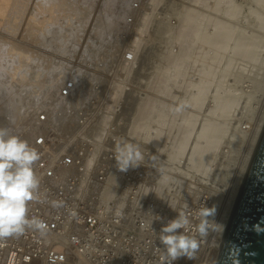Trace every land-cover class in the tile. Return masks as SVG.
Returning <instances> with one entry per match:
<instances>
[{
	"label": "rangeland",
	"instance_id": "1",
	"mask_svg": "<svg viewBox=\"0 0 264 264\" xmlns=\"http://www.w3.org/2000/svg\"><path fill=\"white\" fill-rule=\"evenodd\" d=\"M66 1L76 11L72 17L55 13L56 22L71 18L68 25H60L57 30L63 31L57 35L56 25L51 22L50 34L41 33L35 37L39 41L34 38L25 43L36 52V60L42 56L50 61L48 69L37 63L33 72L39 68L37 74L42 73L38 78L45 74L48 82L25 87L27 92L20 83L10 88L14 87L10 86L8 74L12 68L10 64L4 67L8 63L1 61L3 73L7 71L9 76L0 78L1 87L11 89L9 96L6 91L2 93L8 99L15 96L20 106L26 103L31 108L36 104L35 94L59 89L79 72L81 87L77 85L73 91L89 82L94 84V89L79 95L103 100L90 107L93 113L112 114L109 127L142 130L154 124L155 134H126L122 139L138 143L145 154L143 164L134 171H138L143 192L157 195L155 210L160 215H171L215 207V216L209 222L210 229H216L220 209L264 108V90L257 92L264 83V0H158L160 3L151 16H145L141 27L128 24L132 0ZM34 2L27 0L14 34L5 33L3 24H9L10 18H3L5 23L1 19V41L3 37L22 39L19 32L23 28V34ZM22 18H26L25 22ZM20 23L24 26L20 27ZM95 32L103 35L98 37ZM129 48L138 49L136 61L121 62ZM22 73L26 71L21 67L16 70L19 78ZM55 77V83L50 82ZM3 94L0 108L7 99ZM182 101L190 106L174 114L171 108ZM6 111L9 109H0V128L7 126ZM44 111L36 112L38 118ZM8 130L15 135L19 131ZM161 167L169 177L167 183L162 182L157 170Z\"/></svg>",
	"mask_w": 264,
	"mask_h": 264
},
{
	"label": "built area",
	"instance_id": "2",
	"mask_svg": "<svg viewBox=\"0 0 264 264\" xmlns=\"http://www.w3.org/2000/svg\"><path fill=\"white\" fill-rule=\"evenodd\" d=\"M158 3L132 0L128 24L141 27ZM138 53V49L125 50L121 62L133 63ZM92 85L89 82L71 95L75 81H65L57 94H48L55 109L62 108L56 113L58 121L46 122L49 115L44 111L39 120L45 124L34 138L31 133L21 136L41 156L34 172L43 202H30L28 215L46 221L49 232L40 236L29 230L19 238L0 241V264H162L160 230L178 213L160 215L155 210L158 197L143 192L138 171H118L113 158L114 141L126 134H155L154 124L142 130L109 127L112 114L93 113L90 107L103 100L79 95L94 89ZM53 201L64 206L54 208ZM185 212L193 225L190 234H195L197 212ZM217 229L200 238L195 259L180 258L174 264H216L220 253Z\"/></svg>",
	"mask_w": 264,
	"mask_h": 264
},
{
	"label": "clouds",
	"instance_id": "3",
	"mask_svg": "<svg viewBox=\"0 0 264 264\" xmlns=\"http://www.w3.org/2000/svg\"><path fill=\"white\" fill-rule=\"evenodd\" d=\"M189 106L187 101H182L173 106L171 111L180 114ZM113 158L117 170L127 172L141 166L145 154L138 143L120 139L114 141ZM40 159V153L26 140L7 128H0V241L19 238L29 230L40 236H46L49 232L46 221L28 215L30 202H43L39 191L40 180L34 172V166ZM151 159L155 161L156 157L152 156ZM157 170L162 175V182L167 183L169 177L164 175V168ZM63 206L62 202H52L54 208ZM215 212V207L200 208L196 213L198 223L194 226L195 234H190L193 225L185 211L168 220L159 235V242L163 245L162 264H174L180 258L195 259L200 238L208 235L212 227L209 218L214 217ZM254 230L262 232L264 228L258 223L254 225Z\"/></svg>",
	"mask_w": 264,
	"mask_h": 264
},
{
	"label": "bare ground",
	"instance_id": "4",
	"mask_svg": "<svg viewBox=\"0 0 264 264\" xmlns=\"http://www.w3.org/2000/svg\"><path fill=\"white\" fill-rule=\"evenodd\" d=\"M26 2H27V0H0V23H1L2 20L4 21V23L7 21V20L5 21V19H3V18H5V17H6V19L10 18V20L8 21L9 24H7V23L6 24H3L5 27L2 25V23L0 24V25H2V28L3 27H4V29L6 28V32L5 33L9 34L8 33L9 31L12 34L15 33V28L17 27L16 26L17 21H18V19L21 16H23V14L26 11V8H27V3ZM31 4L32 5L34 4V5L33 6H30V8H32V10H30L31 12H29L28 18L26 17L27 20H26V18L25 19L22 18V19H24V21L22 20L23 22H25V20H26V22H25L26 28L24 29L23 34L21 32V30L23 28H21L20 32L18 31L19 33H21V35H22L21 38L22 39L20 41H16V40L12 39V37H11V40H9V39L8 40H4V37H3L2 38L3 41L0 40L1 41L0 42V78H2V77L5 78L6 76H8V75H6L7 74V71H5V73H3V71H2L3 67L1 68V64H2L1 61H3L6 64L8 63L7 66H4V67H8V65L10 64V66H11L10 68H12L11 70L10 69L8 70V74L10 73L9 75H10V79H11L9 81V83L11 82L10 83V86L11 85L14 86V84L17 85V84L20 83L22 85V88L24 90H26L31 85H32V87H34L33 85L35 83L36 84L39 83L40 86H42L41 84L43 82H48L47 81L48 79L45 77V74H43V77L40 76L41 77L40 79L38 78L39 74L42 73V72H39L38 71L39 73L37 74V70H39V68L37 70L35 69L36 70V72H35L36 74L33 73L34 72V66H35V64H37V63L38 64H43L44 65V68H46V69H48V67L50 65V61H48L46 59L44 60L42 58V56H41V58L44 61H42L41 58H39V57L38 58L40 60L38 58L36 60V52L34 53V51H32L31 48L28 47V45L25 44V43H28L26 41L27 40H32L36 36H40L41 33L50 34V32L52 30H49L48 25H50L51 22H53L52 24H55L56 25L55 32L61 27L60 25H63L64 24L66 26V25H68L70 23L71 18L70 19H67V20L65 19L66 21L64 23H62L63 21H61V20H60L61 22H59V21L56 22L55 21V18L57 17V15H56L57 13H60L61 12L62 14L64 13L63 15H67L68 17L69 16L72 17L73 16L72 14L76 11L75 6H73V4L69 3V1H66V0H35V2L34 3H31ZM27 12H28V9H27ZM67 16H66V18H67ZM61 19H63V16H62ZM22 25L20 23V27H22ZM64 25H63V27H64ZM50 27H51V25H50ZM53 28H54V25H53V27L51 29H53ZM119 28H120V26H119ZM61 30L63 31L62 28H61ZM61 30H59V33L61 32ZM64 30L67 31L68 28L65 27ZM57 33H58V31H57ZM59 33L57 35H59ZM64 33H65V31H64ZM61 34L62 35H65L63 33H61ZM95 34L98 37L100 35H103V34H98L97 32H95ZM65 36H67V35H65ZM7 37L8 36H6V39H7ZM115 38H114V40H115ZM35 39H37V38H35ZM62 39H65V38H62ZM40 42H41V40H40ZM42 43H43V41H42ZM39 49H40V47H39ZM72 56H73V54H72ZM61 65H63V64H61ZM63 66H65V65H63ZM20 67L24 71H26V73H22L21 74V78H19V76L16 75V70L18 68H20ZM66 68H68V67H66ZM61 71L64 72L63 69H61ZM66 72H68V71H66ZM66 72H64V73H66ZM78 73L73 74L74 75V76L72 75L73 78H70V79H72V80L75 81V86L73 88L74 90H75V87L77 85H79L80 82H81V81L78 80V77H79ZM47 74L50 75L49 73H47ZM48 75H47V77H50ZM69 75H71V74H69ZM35 77H37V79ZM57 78L58 77L53 78L50 82L53 81L52 83H55V81H56ZM92 78H94V77H92ZM29 79L30 80L32 79V82ZM1 81H0V95L3 94L2 92H4V91H6L7 94H8L10 88H14L15 89V87H16V85L14 87L6 86V85L4 87H1L2 86ZM59 81H58V83H59ZM93 82H94V80H93ZM27 84L29 86H27ZM8 87H10V88H8ZM25 87H27V88L25 89ZM51 87H53V85ZM37 88L39 89V87H37ZM263 88H264V83L259 85V90L257 89V92H260V91L262 92L264 90ZM73 89L71 90V95H72V93L75 92V91H73ZM27 91H29V90L27 89L26 92ZM52 91H55L56 94L58 93V89L57 88L55 90L52 89ZM16 92H18V91H16ZM20 92H22V91L20 90ZM48 94H49L48 92L47 93H46V91H43L42 92V90H41L40 94H35L34 95V100H36L35 101L36 104L34 105V107H31L32 109L30 107H27L26 103L23 104V106H20V103L17 102V101H15L17 99L15 96H14L15 98L13 96H10V98L8 99L7 96H6V94H3L7 99L5 98L6 100L4 101L5 102L4 103V107H1V108H7L10 111V112L8 111L9 113L6 111L8 114L7 113H4V118H5V121H6L7 126H5V125H3V126H5V128H7V129H11L12 131L14 130V132H16V131L19 130L20 132H22V133H19V135H23V134H26V133H31V134H33V135H31V137L33 139L34 136H35L34 133H36L38 131V129L45 124L41 120H39L38 115H36V112L38 110H40V109L41 110L44 109L48 113V115H49V119L46 122L49 121V122L56 123L55 121H58V118H56V115H57L56 113H58L59 110H62V108L61 109L59 108L58 111H57V108L54 109L55 108V105L52 104L51 101L48 100ZM9 95H10V93L8 94V96ZM0 99H2V98H0ZM3 99L0 100V103L3 101ZM23 103H24V101H23ZM1 104H3V103H1ZM11 110H12V112H11ZM263 124H264V108H263V110L261 112L260 118H259L258 123H257V125L255 127V130H254V133H253L252 137L250 138V141H249V143L247 145L246 152H245V155L243 156V159H242L240 168L238 169V172H237V174L235 176V179H234L233 183L231 184V187L229 188L228 195H227V199H226L225 203L222 205V208L220 209V213H219V216H218L219 217L218 218L219 224H217V227H218V229H217L218 230V242H217V245L219 247V250H220V245H221V242H222V239H223V235H224V231H225L226 224H227L228 219H229V216L231 214V211H232L234 202L236 200L238 191L240 189L241 183L243 181L244 175L246 173V170L248 168V165L250 163V160H251V158L253 156V153H254V150H255V147H256V144H257V141H258L260 132H261L262 127H263ZM17 133H16V135H17Z\"/></svg>",
	"mask_w": 264,
	"mask_h": 264
},
{
	"label": "water",
	"instance_id": "5",
	"mask_svg": "<svg viewBox=\"0 0 264 264\" xmlns=\"http://www.w3.org/2000/svg\"><path fill=\"white\" fill-rule=\"evenodd\" d=\"M264 124L231 214L216 264H264Z\"/></svg>",
	"mask_w": 264,
	"mask_h": 264
}]
</instances>
